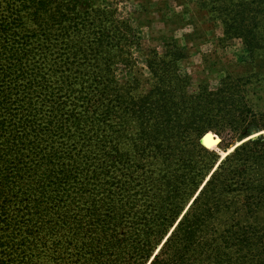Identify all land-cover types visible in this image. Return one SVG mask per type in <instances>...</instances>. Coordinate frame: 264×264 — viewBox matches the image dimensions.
<instances>
[{"label":"trees","instance_id":"obj_1","mask_svg":"<svg viewBox=\"0 0 264 264\" xmlns=\"http://www.w3.org/2000/svg\"><path fill=\"white\" fill-rule=\"evenodd\" d=\"M216 1L225 30L241 36L251 57H264V0ZM28 2L0 0V264H19L13 259L40 264L41 253H71L74 239L57 234V217L81 209L92 214L95 207L118 201L120 207L130 208L136 244L106 239L108 224L97 233L99 249L106 254L112 248L117 255L122 248L128 264H144L164 223L176 215L173 211L165 218L154 211L146 189L165 178L172 190L165 201L174 203L181 188L184 194L192 193L214 162L215 153L194 142L202 130L195 123L207 118V106L200 98L171 102L166 96L171 84L165 80L137 100L128 96L122 102L120 94L108 98L101 81L69 70L63 49L54 53L53 47L34 48L37 41H54L46 32L21 34L20 10L38 9L42 3ZM85 72L99 75L101 68ZM128 117L139 125L154 118L153 127L134 134L130 153L118 140ZM204 141L209 147L216 142L209 137ZM190 145L209 160L184 162V154L193 155ZM263 152L264 144L255 150L247 142L228 155L149 264H251L235 254L252 255L254 264H264V250L254 255L264 248V176L263 186L256 187L249 174L264 163ZM170 157L175 166H169ZM166 163L170 170L162 173L161 164ZM125 170L136 173V184L129 178L131 187L139 185L131 203L129 192L125 201L111 194L112 186L119 192L125 189L114 177ZM99 176L100 183L94 180ZM103 253L94 255L90 264H107Z\"/></svg>","mask_w":264,"mask_h":264},{"label":"rangeland","instance_id":"obj_2","mask_svg":"<svg viewBox=\"0 0 264 264\" xmlns=\"http://www.w3.org/2000/svg\"><path fill=\"white\" fill-rule=\"evenodd\" d=\"M26 1L42 3L37 5L38 9L27 6L20 10L21 34L46 32L47 37L54 41H39V44L37 41L34 48L53 47L54 53L63 49L62 58L68 59L70 65L66 66L69 70L79 71L85 74V78L101 81L106 85L105 94L108 98L120 94L122 102L128 96L137 100V96L154 90V83L165 80L171 84L166 92L171 102H178L181 98L189 102V99L196 101L200 98L207 106V118L195 123L199 124L196 128L202 130L194 142L196 147L214 152L215 159L192 193L184 194L181 188L179 199L167 203L165 199L172 190L170 185L164 183L165 178L160 180V184H152L153 189H146V196L152 199L154 211L165 218L173 211L176 214L172 221L164 223L167 226L162 229L160 239H156V245L144 262L149 264L225 158L244 143L249 142L255 150L264 144V57H251L241 36L225 30L222 15L215 8L219 4L216 0ZM35 38L33 36L32 39ZM99 66V75L85 72L89 67ZM116 119L114 117L113 121ZM125 120L118 140L120 148L130 153L134 134L142 127H153L154 118H148L142 125L134 118ZM205 137L216 141L215 144L207 146ZM188 138L186 143L189 145L192 141ZM162 141L165 142V138ZM196 147L190 145L193 155L184 154V162L191 158L195 162L209 160L206 155L200 158L201 153L197 152ZM169 159V166H175L171 157L168 162ZM169 166L167 163L161 164L162 173L170 170ZM109 173L114 176L112 171ZM116 174V183L126 187L119 192V187L112 186L111 189H115L111 193L113 198L125 201V194L129 192L133 196L127 200H135L139 185L131 187L129 178L133 176V184H136V173L125 170ZM249 174L253 179L252 184L263 186L261 177L264 176V163L249 170ZM109 176L105 180H109ZM94 180L102 182L100 176ZM191 189L192 185L188 184L187 190ZM90 190V194L94 193ZM120 202H111L110 207L106 203L99 205L92 214L82 209L79 213H61L54 227L61 238L74 239L75 247L71 253L63 252L62 249L50 255L41 253L37 262L90 264L94 255L103 253L99 249L97 233L106 229L108 224V229L104 231L106 239L111 236L118 245L124 242L136 244L137 229L132 213L130 208L120 207ZM262 214L260 212V216ZM224 226L217 225L218 229ZM261 248L254 255L264 250L263 246ZM104 252H107L103 253L107 264H128L123 256L124 249L119 248L117 255L112 248ZM234 256L254 264L252 255ZM115 257L119 258V262L115 261ZM13 262L38 264L32 260L21 262L13 259Z\"/></svg>","mask_w":264,"mask_h":264}]
</instances>
